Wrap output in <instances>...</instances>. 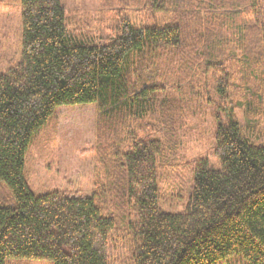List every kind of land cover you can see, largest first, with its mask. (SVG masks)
<instances>
[{
    "label": "trees",
    "instance_id": "16d2710c",
    "mask_svg": "<svg viewBox=\"0 0 264 264\" xmlns=\"http://www.w3.org/2000/svg\"><path fill=\"white\" fill-rule=\"evenodd\" d=\"M20 3L21 54L0 74V181L13 195L0 264H264V145L235 114L264 117V0H99L78 25L60 0ZM92 103L91 194L35 195L32 140L57 108ZM204 103L216 167L181 153L201 140L190 120Z\"/></svg>",
    "mask_w": 264,
    "mask_h": 264
},
{
    "label": "rangeland",
    "instance_id": "374dc122",
    "mask_svg": "<svg viewBox=\"0 0 264 264\" xmlns=\"http://www.w3.org/2000/svg\"><path fill=\"white\" fill-rule=\"evenodd\" d=\"M69 21L78 25L82 21L94 18L99 7V0H60ZM22 48V5L20 0H0V74L5 71L9 61L19 60ZM209 84L210 96H214ZM169 93L174 90L167 88ZM215 104H202L201 113L192 116L190 133L193 139L196 133H202L201 140H189L182 150L186 160L197 156L206 157L213 167L215 158L211 155V137ZM221 112V111H219ZM242 129L250 135L248 138L255 145H264V117L254 116L247 122L245 113L236 108ZM96 105L81 104L59 107L47 125L36 135L25 154V177L29 188L35 195L47 191L60 190L70 195L88 196L94 182L97 167L94 153ZM204 128V130H203ZM200 130V132H199ZM195 133V134H193ZM185 177V176H184ZM189 188V187H187ZM169 192V191H167ZM168 194V193H167ZM185 196V195H184ZM170 197L164 196L163 203ZM184 200V199H183ZM13 195L10 189L0 181V204L10 205ZM171 202V201H170ZM184 201L168 203L165 209L180 212ZM236 256H231L234 260ZM7 264H51L43 260H10ZM236 264H247L237 261Z\"/></svg>",
    "mask_w": 264,
    "mask_h": 264
},
{
    "label": "bare ground",
    "instance_id": "6f19581e",
    "mask_svg": "<svg viewBox=\"0 0 264 264\" xmlns=\"http://www.w3.org/2000/svg\"><path fill=\"white\" fill-rule=\"evenodd\" d=\"M139 85V84H138Z\"/></svg>",
    "mask_w": 264,
    "mask_h": 264
}]
</instances>
